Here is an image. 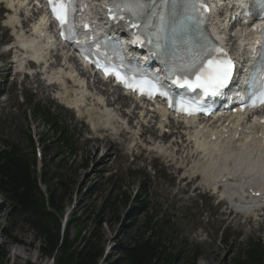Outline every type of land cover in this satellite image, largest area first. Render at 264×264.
<instances>
[{
  "label": "rangeland",
  "instance_id": "374dc122",
  "mask_svg": "<svg viewBox=\"0 0 264 264\" xmlns=\"http://www.w3.org/2000/svg\"><path fill=\"white\" fill-rule=\"evenodd\" d=\"M22 88L11 83L2 87L5 96L0 98V150L12 144L21 153L29 155L28 133L36 140L43 136L48 138L45 149L39 145L42 153L45 152L41 164L45 160L50 174L59 171L73 181L71 199L66 198L61 203V229L66 222L64 231L68 238L73 239L79 231V237H87L93 231L101 236L100 244L107 257L112 259L116 257L114 247L118 243L130 242L145 232L150 234L151 225L157 221L159 225L163 224L162 243L175 254L170 264H205L207 259L219 264V256L214 259L209 253L212 248H217L219 255L226 257L224 264H233L236 260H246L247 250L264 246V221L261 230L254 235L248 236L244 227L245 231L239 236L234 232V223L221 234V217L215 216L216 209L209 201H204L202 206L196 203L197 210L181 203L175 205L171 186H177V180L157 167L159 160L147 158L156 165L155 171L144 170L143 158L131 164L125 150L119 151L121 145L110 148L108 138L106 144L89 140L92 135L86 133L88 127L77 121L71 111L60 107L53 91L50 94L43 85L35 89ZM25 99L38 103L43 110L49 109L52 117H58L60 125L66 127L75 143L74 155L60 147L46 123L34 114L33 106L27 105ZM104 151L107 155L102 157ZM141 201L147 206L145 210L137 207ZM0 204L5 206L0 217V263L51 264L41 254V243L19 208L3 193H0ZM203 210L207 217H200L204 215ZM195 250L198 255L193 259ZM17 254L22 257H14ZM261 258L260 264H264V254Z\"/></svg>",
  "mask_w": 264,
  "mask_h": 264
},
{
  "label": "trees",
  "instance_id": "16d2710c",
  "mask_svg": "<svg viewBox=\"0 0 264 264\" xmlns=\"http://www.w3.org/2000/svg\"><path fill=\"white\" fill-rule=\"evenodd\" d=\"M33 111L47 124L60 147L74 155L75 143L66 127L60 125L58 118L52 117L47 111L43 112L39 105H34ZM26 140L29 155L21 153L12 144L7 149L0 150V192L25 216L26 222L41 243V254L51 259L53 264H170L174 260L175 254L162 243L161 233L155 231L150 234L145 232L130 242L118 243L114 247L116 257L112 259L104 256L101 236L93 231L87 237H79V231L73 239L68 238L64 229H61V203L66 198L71 199L73 181L59 171L50 174L45 167V160L39 166L36 145L30 134L26 136ZM39 140L45 149L48 138L43 136ZM43 158L45 152L42 153ZM41 188L45 189L46 195L41 192ZM138 206L142 207L143 203H138ZM247 254V260L236 261L234 264H260L261 258L256 249H251ZM25 264L34 263L27 261Z\"/></svg>",
  "mask_w": 264,
  "mask_h": 264
},
{
  "label": "snow or ice",
  "instance_id": "6c2138e0",
  "mask_svg": "<svg viewBox=\"0 0 264 264\" xmlns=\"http://www.w3.org/2000/svg\"><path fill=\"white\" fill-rule=\"evenodd\" d=\"M48 7L54 19L61 26V35L65 39H73V35H65L64 29L73 33L71 18L76 11L75 0H47ZM208 11L204 0H108L109 18L119 22L118 26L129 29L132 43L143 46L145 41L151 45L150 53L172 60L170 76L179 73L172 82L188 89H200L204 95L216 96L232 79L235 64L227 52L216 46L210 40L204 39L199 46L190 49L184 43L185 26L193 23L199 26L203 22V14ZM88 27L87 23L83 25ZM264 36V29H256ZM141 35L144 40H141ZM259 53V87L252 88L254 77L250 73L248 107L255 108L264 104V41ZM99 45V42H97ZM183 45L184 53L178 54L172 47ZM178 61V62H177ZM97 67H101L99 62ZM106 75L114 74L118 81H123L126 87L138 90L149 96L158 92L161 96L168 93L159 89L152 80L142 79L129 81L121 77L119 72L110 73L105 68ZM175 104L180 110L192 114L197 110L190 102L178 99Z\"/></svg>",
  "mask_w": 264,
  "mask_h": 264
},
{
  "label": "bare ground",
  "instance_id": "6f19581e",
  "mask_svg": "<svg viewBox=\"0 0 264 264\" xmlns=\"http://www.w3.org/2000/svg\"><path fill=\"white\" fill-rule=\"evenodd\" d=\"M20 1L21 0H17V2L12 3L13 6H16L14 11L22 10ZM17 17V13H14L13 16H8L9 23H13ZM15 36L19 40V44L24 48H29L30 45L33 44L32 41H34V39L32 41L30 40V42H23V40H21V34ZM42 59L45 60L44 56ZM18 63L19 66L22 67L23 62L20 60ZM44 63V67H46V61H44ZM64 63H66V61ZM68 74L72 83L70 87H68V81H66V75ZM44 75L47 80L56 81L57 84L61 85L59 95L61 99L69 105H80L87 99L86 93H88V91L85 89L86 83L80 79L77 80L78 77L75 74H66L60 70L56 71V69H52L46 71ZM92 97V103L80 109L81 114L86 118L89 124L93 125L94 128L97 126L104 127L109 125L119 129L120 126L113 112H120V110L112 108L111 111L108 107V105H111L110 99H107L104 95L93 94ZM117 100L124 101L125 103L127 101L120 95H116L114 103H116ZM105 101L106 104L104 103ZM146 131L150 132L151 128L146 129ZM252 146L256 145H248L247 148L245 141H232L223 146L216 154L204 152L203 159L196 161L194 168L201 171L208 180L218 176V178H220L219 180L223 181V184L226 185L224 194L233 197L237 192L236 189H241L246 182L253 185L264 183V154H254ZM154 148L157 151H168L167 148H162L159 142ZM4 207V204H0V217L3 215ZM217 250V248H212L209 250V253L214 259L219 256V264H224L226 257H221ZM14 257H22V255L17 254ZM212 262L209 259L205 260V264H213Z\"/></svg>",
  "mask_w": 264,
  "mask_h": 264
}]
</instances>
